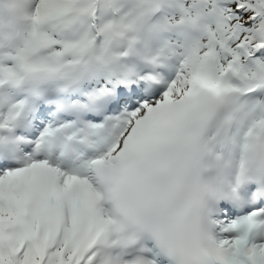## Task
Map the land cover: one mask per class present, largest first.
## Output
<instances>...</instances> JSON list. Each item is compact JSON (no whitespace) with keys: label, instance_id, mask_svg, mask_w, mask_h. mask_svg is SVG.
<instances>
[{"label":"snow or ice","instance_id":"1","mask_svg":"<svg viewBox=\"0 0 264 264\" xmlns=\"http://www.w3.org/2000/svg\"><path fill=\"white\" fill-rule=\"evenodd\" d=\"M0 264H264V0H0Z\"/></svg>","mask_w":264,"mask_h":264}]
</instances>
